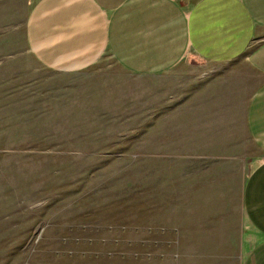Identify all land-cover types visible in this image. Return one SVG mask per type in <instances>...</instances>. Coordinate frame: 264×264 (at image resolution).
I'll list each match as a JSON object with an SVG mask.
<instances>
[{"label":"rangeland","instance_id":"rangeland-1","mask_svg":"<svg viewBox=\"0 0 264 264\" xmlns=\"http://www.w3.org/2000/svg\"><path fill=\"white\" fill-rule=\"evenodd\" d=\"M10 16L0 11V264H243L256 238L242 191L259 151L243 165L203 156L202 117L186 123L185 103L156 93L167 79L127 74L106 52L48 66Z\"/></svg>","mask_w":264,"mask_h":264},{"label":"crops","instance_id":"crops-1","mask_svg":"<svg viewBox=\"0 0 264 264\" xmlns=\"http://www.w3.org/2000/svg\"><path fill=\"white\" fill-rule=\"evenodd\" d=\"M5 10L48 66L106 52L127 74L167 79L156 93L185 103L186 123L202 117L203 156L243 165L258 150L242 191L256 238L243 264H264V0H0Z\"/></svg>","mask_w":264,"mask_h":264}]
</instances>
